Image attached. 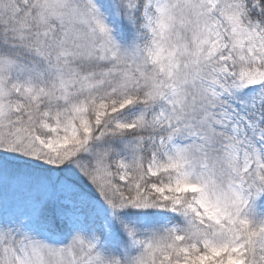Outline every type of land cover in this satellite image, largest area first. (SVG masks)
I'll use <instances>...</instances> for the list:
<instances>
[{
  "label": "snow or ice",
  "instance_id": "snow-or-ice-1",
  "mask_svg": "<svg viewBox=\"0 0 264 264\" xmlns=\"http://www.w3.org/2000/svg\"><path fill=\"white\" fill-rule=\"evenodd\" d=\"M0 264H264V0H0Z\"/></svg>",
  "mask_w": 264,
  "mask_h": 264
}]
</instances>
